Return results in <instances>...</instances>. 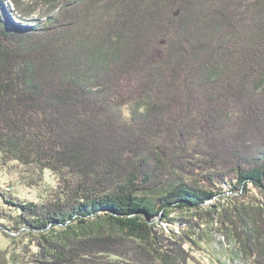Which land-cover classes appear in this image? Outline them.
Here are the masks:
<instances>
[{
  "label": "trees",
  "instance_id": "1",
  "mask_svg": "<svg viewBox=\"0 0 264 264\" xmlns=\"http://www.w3.org/2000/svg\"><path fill=\"white\" fill-rule=\"evenodd\" d=\"M7 1L0 176L59 179L0 183V264H191L205 220L264 264V0Z\"/></svg>",
  "mask_w": 264,
  "mask_h": 264
},
{
  "label": "rangeland",
  "instance_id": "2",
  "mask_svg": "<svg viewBox=\"0 0 264 264\" xmlns=\"http://www.w3.org/2000/svg\"><path fill=\"white\" fill-rule=\"evenodd\" d=\"M9 2V0L7 1ZM58 175L49 169L43 171L34 167H22L12 175L0 176V183L10 188L12 195L22 201L39 202L47 198L48 194L58 185ZM223 197L216 198L212 205H220L225 202ZM181 213H173L171 217L180 216ZM205 220L201 224L206 238L199 241L196 246H192L193 261L191 264H249L243 259L233 242L226 239L221 231L218 220L209 222ZM167 226L168 224L165 223ZM179 230L180 229H177ZM10 239L3 235L0 228V251L6 250L10 246Z\"/></svg>",
  "mask_w": 264,
  "mask_h": 264
}]
</instances>
